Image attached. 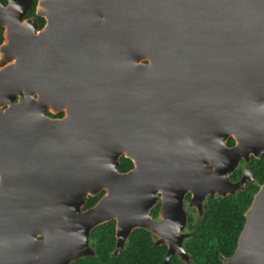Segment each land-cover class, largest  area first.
<instances>
[{
  "label": "water",
  "instance_id": "1",
  "mask_svg": "<svg viewBox=\"0 0 264 264\" xmlns=\"http://www.w3.org/2000/svg\"><path fill=\"white\" fill-rule=\"evenodd\" d=\"M43 2L44 28L0 76L26 96L0 109V264H69L109 219L117 254L134 227L171 224L152 221L155 192L163 210L180 203L173 170L191 177L196 161L199 200L244 184L230 172L264 149V0ZM123 153L136 163L124 173ZM181 237L163 264L185 256ZM223 261L264 264V182Z\"/></svg>",
  "mask_w": 264,
  "mask_h": 264
},
{
  "label": "flooded vegetation",
  "instance_id": "2",
  "mask_svg": "<svg viewBox=\"0 0 264 264\" xmlns=\"http://www.w3.org/2000/svg\"><path fill=\"white\" fill-rule=\"evenodd\" d=\"M43 1L45 0H0V76L1 74H3L4 79H7V77L11 76L9 69L11 65L17 61L19 48L26 46L27 40L32 33H39L44 28L47 21L46 8L48 9L49 6ZM10 95H11V85L10 87H8L6 83L4 84L0 83V109L4 110L7 107H9L12 103L19 102L21 99L26 97L23 91L16 93L14 99H10ZM35 96H37V94H35ZM46 114L51 118H61L65 114V111L64 110L53 111V109L50 106H48L46 110ZM224 142L227 147H232L236 144V140L231 134H229L225 138ZM122 156L129 158L132 162V165L126 170L119 169L120 172L124 173L136 167L134 158L128 157L124 153L119 156V164H120V157ZM263 156H264V149L260 155H256L253 152H249L247 157L241 156L238 159L235 167L230 172L229 180L231 182H236V181H240L241 178L245 176L246 178L244 184H240V186L234 192H227L225 194H219L217 192H214L213 194L207 193L202 200H199L198 194L194 191L192 187L195 182L196 184L198 183V175H197L199 171V170L197 171L198 162L196 161L195 163H192L190 165L191 167L189 168V172H187V174L190 173L191 177H187L186 175L185 178L183 177L184 179L179 177L180 172L175 168L173 170L175 176L173 179L170 180H172L175 185L181 183L182 180H184L183 183L184 182L187 183L181 196V202L180 203L177 201L167 202L169 209L163 210V206L166 204L163 202L162 189L158 188L155 192V200L148 211L152 221L157 223L164 221L171 224H168L167 226L166 225L161 226L160 224L157 227L136 226L131 230V232L133 230H139V229L145 230L148 236L152 239L154 245H162V244L165 245L166 247L165 254L161 264H163L164 258L169 249L168 240H176L182 234L181 244L183 246L185 256L174 251L169 257L168 264H170V259L172 256H176L181 261H184L185 263H189L191 260V255L187 251L185 243L188 239L194 237L197 231L200 230L201 226L205 224L207 218V212H208L207 208L210 204V201L214 200L215 198L236 194L239 191L244 190L249 183H256V177L251 168V164L253 159H260ZM207 164H209V162ZM263 182H261L258 185V188ZM100 192L102 195L105 192V190L103 189ZM88 207L89 206L83 205L82 209ZM245 211H244V217H245ZM112 220H114L115 222L114 223L115 242L112 252L114 254L115 244H116V220L115 219ZM179 225L181 226L179 227ZM38 237L42 238L41 235ZM127 239L124 242L123 248L125 246ZM160 239L162 241L157 243V241ZM88 242L91 248L93 249V253L90 255H93L95 253V249L92 245V239L90 237V234H89ZM229 256L230 255L225 256L223 254H220L222 264H225L223 259Z\"/></svg>",
  "mask_w": 264,
  "mask_h": 264
},
{
  "label": "trees",
  "instance_id": "3",
  "mask_svg": "<svg viewBox=\"0 0 264 264\" xmlns=\"http://www.w3.org/2000/svg\"><path fill=\"white\" fill-rule=\"evenodd\" d=\"M131 165L129 158L120 157V170H126ZM251 168L256 177V183H249L244 190L236 194L210 201L205 224L185 243L191 255L190 262L185 263L176 256H172L170 264H222L220 254L225 256L232 254L238 233L244 223V211L249 206L258 185L264 181V156L253 159ZM100 196L101 192L89 195L84 206L94 204ZM114 223L111 219L97 224L90 231L95 253L82 256L70 264H161L165 245H154L147 232L142 229L133 230L124 248L118 254H113Z\"/></svg>",
  "mask_w": 264,
  "mask_h": 264
}]
</instances>
